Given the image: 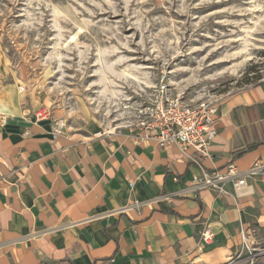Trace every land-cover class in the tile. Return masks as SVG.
I'll return each mask as SVG.
<instances>
[{
	"label": "crops",
	"instance_id": "1",
	"mask_svg": "<svg viewBox=\"0 0 264 264\" xmlns=\"http://www.w3.org/2000/svg\"><path fill=\"white\" fill-rule=\"evenodd\" d=\"M21 86L0 83V264H222L242 229L264 239V181L222 194L194 184L204 168L264 162V79L212 100L211 157L136 144L131 128L97 136L107 126L36 119L48 105Z\"/></svg>",
	"mask_w": 264,
	"mask_h": 264
},
{
	"label": "rangeland",
	"instance_id": "2",
	"mask_svg": "<svg viewBox=\"0 0 264 264\" xmlns=\"http://www.w3.org/2000/svg\"><path fill=\"white\" fill-rule=\"evenodd\" d=\"M163 76L193 104L263 80L264 0H0V83L65 129L125 123Z\"/></svg>",
	"mask_w": 264,
	"mask_h": 264
},
{
	"label": "built area",
	"instance_id": "3",
	"mask_svg": "<svg viewBox=\"0 0 264 264\" xmlns=\"http://www.w3.org/2000/svg\"><path fill=\"white\" fill-rule=\"evenodd\" d=\"M21 89L24 90L25 87L21 86ZM135 110L137 112L135 111V117L132 119L126 120L125 123L122 121L118 125H108L96 135L104 136L131 128V136L136 144L150 141L160 146L176 144L184 152L188 148H194L202 156L211 157L210 145L217 135L214 126L217 107L214 102L200 104L189 102L181 92H173L163 76L151 90V95ZM52 114L51 109L45 106L36 112V119L49 118ZM248 177L264 181V162L257 160L248 170H241L233 162L224 170L210 171L204 168L202 174L194 178V184L198 188H210L218 194L230 193L227 188L228 182H232L237 192L247 183ZM136 205L140 203L137 201ZM213 236L214 232L210 228L201 233V239L205 242ZM257 242L255 229H242L241 250L245 248L250 250Z\"/></svg>",
	"mask_w": 264,
	"mask_h": 264
},
{
	"label": "trees",
	"instance_id": "4",
	"mask_svg": "<svg viewBox=\"0 0 264 264\" xmlns=\"http://www.w3.org/2000/svg\"><path fill=\"white\" fill-rule=\"evenodd\" d=\"M260 82V81H259Z\"/></svg>",
	"mask_w": 264,
	"mask_h": 264
}]
</instances>
